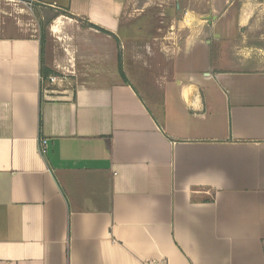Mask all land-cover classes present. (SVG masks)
<instances>
[{
    "label": "crops",
    "instance_id": "obj_1",
    "mask_svg": "<svg viewBox=\"0 0 264 264\" xmlns=\"http://www.w3.org/2000/svg\"><path fill=\"white\" fill-rule=\"evenodd\" d=\"M24 1L0 0V264H264V0Z\"/></svg>",
    "mask_w": 264,
    "mask_h": 264
},
{
    "label": "trees",
    "instance_id": "obj_2",
    "mask_svg": "<svg viewBox=\"0 0 264 264\" xmlns=\"http://www.w3.org/2000/svg\"><path fill=\"white\" fill-rule=\"evenodd\" d=\"M57 16V14H55V16L54 17H56ZM49 22H47V24H48ZM90 27L91 28H94V29H97V30H99V31H101V32H103V33H105V34H109L108 32H106L105 30H103V29H101V28H99V27H97V26H94V25H90ZM43 44H44V42H43ZM119 71H120V74H121V76H122V78L125 80V82L127 81V79H126V76H125V74H124V71H123V65H122V57L119 55ZM41 72H42V77H43V79L44 80H47L50 76H58L55 72H53V71H51V70H49V69H47L45 66H43L42 68H41Z\"/></svg>",
    "mask_w": 264,
    "mask_h": 264
},
{
    "label": "built area",
    "instance_id": "obj_3",
    "mask_svg": "<svg viewBox=\"0 0 264 264\" xmlns=\"http://www.w3.org/2000/svg\"><path fill=\"white\" fill-rule=\"evenodd\" d=\"M15 1L16 3H19V4H24L25 6L27 7H32V2L31 1H24V0H13ZM51 83H55L58 78L57 77H49L48 79Z\"/></svg>",
    "mask_w": 264,
    "mask_h": 264
},
{
    "label": "rangeland",
    "instance_id": "obj_4",
    "mask_svg": "<svg viewBox=\"0 0 264 264\" xmlns=\"http://www.w3.org/2000/svg\"><path fill=\"white\" fill-rule=\"evenodd\" d=\"M149 2H150V0H144V3H149ZM142 4H143V2L141 1L140 5H142ZM47 16H49V14ZM53 16H54V14L50 15L49 17H45V21L43 23L50 22V18Z\"/></svg>",
    "mask_w": 264,
    "mask_h": 264
}]
</instances>
